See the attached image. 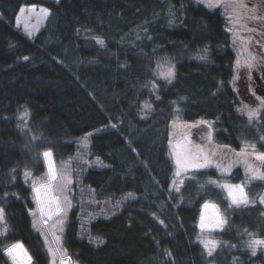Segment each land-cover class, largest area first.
Listing matches in <instances>:
<instances>
[{
  "label": "trees",
  "instance_id": "1",
  "mask_svg": "<svg viewBox=\"0 0 264 264\" xmlns=\"http://www.w3.org/2000/svg\"><path fill=\"white\" fill-rule=\"evenodd\" d=\"M245 1L0 0V264L17 241L32 264H50L30 185L46 171L45 151L72 161L62 247L74 264H264V245L255 255L249 246L264 240V180L245 184L236 167L227 179L249 200L237 207L210 183L221 178L214 166L189 171L177 191L169 150L177 117L208 153H264V104L249 119L235 85L240 55L264 67V20ZM30 5L50 9L33 37L16 25ZM203 121L216 123L206 144ZM207 201L226 218L211 255L198 228Z\"/></svg>",
  "mask_w": 264,
  "mask_h": 264
},
{
  "label": "rangeland",
  "instance_id": "2",
  "mask_svg": "<svg viewBox=\"0 0 264 264\" xmlns=\"http://www.w3.org/2000/svg\"><path fill=\"white\" fill-rule=\"evenodd\" d=\"M58 1V0H54ZM249 0H246L244 7H246V13L249 15L254 14L256 18L260 21L257 24L261 25V21L264 20V12H262L259 8H264V6L261 4L259 7H250ZM243 7V8H244ZM42 10H46L42 11ZM245 10V9H243ZM252 12H251V11ZM50 15V9L46 8L45 6L41 5H30V6H23L20 9V12L18 13V16L16 18V25L17 27L24 32L26 35L33 37L37 34V32L41 29V27L45 24L47 18ZM253 16V15H252ZM256 29L257 31L256 36L260 37V35H264V25ZM262 31V32H261ZM260 41L259 39H256L255 42H253L254 50L259 49L260 45L258 44ZM241 46L238 47V49H242ZM244 46L247 48H250V44L248 45L247 42L244 43ZM261 48V47H260ZM242 51H238V54L240 55ZM246 61H244V58L240 55L237 61V74H236V90L238 92L239 98L241 100V111L248 115L250 111L255 110L256 116L253 118H257L259 115V110L261 106L264 104V99L257 96L260 100L259 103H252L250 101H246L243 99V96L239 93V89L243 87V83L241 82L240 77L242 76L241 73L243 72V69H246ZM249 117V115H248ZM208 123L207 125H202L199 127H195L197 130V133L200 136V139L205 140V144L208 140L212 138V131L215 128L216 123L214 121H203V123ZM193 130V126H188L184 124L179 118L176 117V119L171 124V132H170V141L169 144V150L170 155L174 161V187L179 188L182 185V182L184 178L186 177L187 173L195 168L187 167L185 169L184 166H181L178 168L176 162H175V156L174 152L176 151L175 145L177 142L183 143L187 145L192 153L198 154L201 150H203V153L205 155H208L210 160L212 161L211 165L208 167H216L219 170V173L221 175L220 179L215 180V185L218 187V185L223 184H229V185H240L242 184L244 186V190L246 193V185L252 183L254 180L256 181L259 178H252L251 173H248L246 175V171L249 167H252L254 170H258V173L264 174V162H261L256 159V155L260 154L261 152H258L255 150V147L253 148L252 145H245L242 147V149L239 152H235L232 150L227 149H220L218 150V155H215L214 150H210L211 152L208 153L205 149V146L202 142H199V144L195 143L194 138H190L189 133ZM242 150L243 154H242ZM45 152H51V151H45ZM45 164H46V171L45 173L40 177H30V185L32 187V193L33 198L35 202V224L37 228H39L42 232L43 238L45 240L49 255H50V264H74L72 260L64 254L63 247H62V238L63 233L65 229V223L67 219L68 212L71 210L72 207V183H73V166L72 161L70 159L57 162L53 154L51 153L50 157H44ZM80 160V159H79ZM219 165V166H217ZM242 167L245 173L246 183H235L232 181H229L227 179L228 175L234 171L236 167ZM54 168L56 172V179L51 180L52 185V196L55 197V202H49V198L46 195H42V201L43 203L38 202L36 198V193L33 190V185L35 182V185L39 187L41 184H47L49 183V173L50 169ZM207 168V167H206ZM180 172V175H176L177 172ZM264 180V179H263ZM223 195L226 197L227 201L229 202L230 206L237 207L241 206L246 203H240V204H233L231 199L228 196L227 191L222 189L221 187H218ZM248 198V196H247ZM264 198V197H262ZM249 201V200H248ZM210 205H215V208L209 207L204 208L205 203L202 205L200 217L198 220V228L200 231V242H208V241H214L216 246L213 249L212 245L209 244L207 250H211L212 252L217 248L218 241L214 238L213 233L216 231H221L226 224V218L219 206L218 203L214 201H207ZM264 203V202H263ZM59 205L60 211H56V207ZM204 217V223L206 225V228L204 230H201L200 223H201V217ZM220 225V226H217ZM5 227L1 225L0 222V230H3ZM204 245V243H202ZM11 246V245H10ZM9 247V246H8ZM8 260L11 264H13V260L6 254ZM32 264V262H31Z\"/></svg>",
  "mask_w": 264,
  "mask_h": 264
},
{
  "label": "snow or ice",
  "instance_id": "3",
  "mask_svg": "<svg viewBox=\"0 0 264 264\" xmlns=\"http://www.w3.org/2000/svg\"><path fill=\"white\" fill-rule=\"evenodd\" d=\"M45 11L46 10H42ZM98 43L103 44L102 40H99ZM203 58V57H201ZM251 65H249L250 67ZM161 75L165 79H170L174 77V71L172 67H169L166 72L161 73ZM146 107H150V105H145ZM249 119H252L253 117L256 116V111H250L248 113ZM171 143V141H170ZM254 148V146H253ZM176 151L174 152L175 156V162L179 167L184 166L185 169L187 167H192V168H206L211 165L212 161L210 160L208 155H205L203 153V150H201L198 154H193L191 149L180 142H177L175 145ZM242 150V154H243ZM44 157H50L51 152H44L43 153ZM256 159L264 162V153H260L256 155ZM219 166V165H217ZM248 173H251L252 178H259V179H264V174L258 173V170H254L252 167H249L246 171V175ZM30 173H25V176L28 177L30 176ZM176 175H180V172L178 171ZM56 179V172L54 168L50 169L49 173V183L47 184H41L39 187L33 185V190L36 193V198L38 202L43 203L42 201V195H46L49 198V202H55V197L52 196V185H51V180ZM210 183H215V181H210ZM218 187H221L225 191H227L229 198L231 199L233 204H240V203H248V198L247 194L245 193L244 186L242 184L240 185H229V184H223V185H218ZM177 191L179 189L177 188ZM261 202H264V198H262ZM213 207L215 208V205H210L208 202L205 203L204 208H209ZM56 211L59 212L60 208L59 205L56 207ZM4 220V210L0 208V221ZM220 226V225H217ZM200 228L201 230H204L206 228V225L204 223V217L202 215L201 217V223H200ZM7 231V228L3 230H0V236L4 235ZM205 248H208V245L211 244L212 248L214 249L216 244L214 241H208V242H203ZM258 245H264V240H252L249 242V246L253 250V255L256 253V246ZM6 254L13 260V264H31V256L28 254L27 249L24 247L22 242L17 241L16 243L12 244L11 246L7 247L5 249ZM212 254V251L209 250V255Z\"/></svg>",
  "mask_w": 264,
  "mask_h": 264
},
{
  "label": "flooded vegetation",
  "instance_id": "4",
  "mask_svg": "<svg viewBox=\"0 0 264 264\" xmlns=\"http://www.w3.org/2000/svg\"><path fill=\"white\" fill-rule=\"evenodd\" d=\"M241 75L243 87L239 89V93L246 101L259 103L257 96L264 99V67L256 69L248 66Z\"/></svg>",
  "mask_w": 264,
  "mask_h": 264
}]
</instances>
